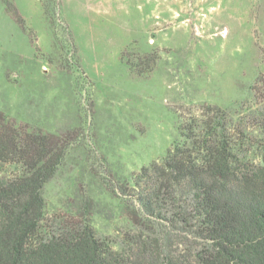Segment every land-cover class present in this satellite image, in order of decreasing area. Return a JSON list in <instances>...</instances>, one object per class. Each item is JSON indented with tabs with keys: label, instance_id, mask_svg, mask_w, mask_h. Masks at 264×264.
I'll return each instance as SVG.
<instances>
[{
	"label": "rangeland",
	"instance_id": "1",
	"mask_svg": "<svg viewBox=\"0 0 264 264\" xmlns=\"http://www.w3.org/2000/svg\"><path fill=\"white\" fill-rule=\"evenodd\" d=\"M207 106L241 125L237 155L259 165L264 0H0V111L69 143L43 186V229L89 199L100 240L132 241L129 207L102 176L130 183Z\"/></svg>",
	"mask_w": 264,
	"mask_h": 264
},
{
	"label": "trees",
	"instance_id": "2",
	"mask_svg": "<svg viewBox=\"0 0 264 264\" xmlns=\"http://www.w3.org/2000/svg\"><path fill=\"white\" fill-rule=\"evenodd\" d=\"M205 108L180 121L165 155L130 183L102 176L138 229L120 249L97 237L89 199L80 218L42 228L43 186L69 143L0 111V165L19 169L0 174V264H264V138L253 166L235 149L241 125L225 109Z\"/></svg>",
	"mask_w": 264,
	"mask_h": 264
}]
</instances>
